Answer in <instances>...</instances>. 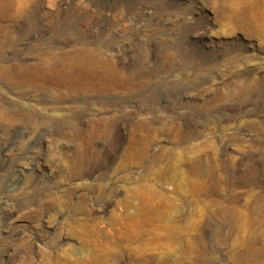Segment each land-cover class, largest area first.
Here are the masks:
<instances>
[{
    "label": "rangeland",
    "instance_id": "374dc122",
    "mask_svg": "<svg viewBox=\"0 0 264 264\" xmlns=\"http://www.w3.org/2000/svg\"><path fill=\"white\" fill-rule=\"evenodd\" d=\"M0 264H264V0H0Z\"/></svg>",
    "mask_w": 264,
    "mask_h": 264
},
{
    "label": "bare ground",
    "instance_id": "6f19581e",
    "mask_svg": "<svg viewBox=\"0 0 264 264\" xmlns=\"http://www.w3.org/2000/svg\"><path fill=\"white\" fill-rule=\"evenodd\" d=\"M149 48L151 49L152 47H149ZM147 50H148V49H147ZM150 51H151V50H150ZM152 51H153V48H152ZM150 53H151V52H150ZM152 53H153V52H152ZM150 57H151V58H152V57L154 58L155 56H154V55H151ZM151 58H150L149 60H151ZM152 60H153V59H152Z\"/></svg>",
    "mask_w": 264,
    "mask_h": 264
}]
</instances>
